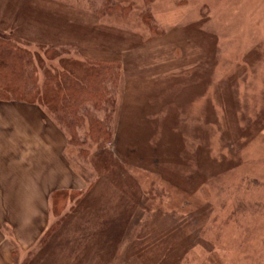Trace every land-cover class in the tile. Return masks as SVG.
Returning a JSON list of instances; mask_svg holds the SVG:
<instances>
[{"label": "rangeland", "instance_id": "rangeland-1", "mask_svg": "<svg viewBox=\"0 0 264 264\" xmlns=\"http://www.w3.org/2000/svg\"><path fill=\"white\" fill-rule=\"evenodd\" d=\"M2 25L121 65L111 142L105 106L78 144L44 107L81 200L20 264H264V0H0Z\"/></svg>", "mask_w": 264, "mask_h": 264}, {"label": "trees", "instance_id": "trees-1", "mask_svg": "<svg viewBox=\"0 0 264 264\" xmlns=\"http://www.w3.org/2000/svg\"><path fill=\"white\" fill-rule=\"evenodd\" d=\"M122 6V5H121ZM108 11L123 9L116 5L107 7ZM6 24L5 22L3 25ZM0 26V101H19L37 105L49 110L56 121L65 128L71 143L83 141L79 128L84 122V108L93 103L104 107V118H93L89 124L87 138L92 142H111L114 135L113 110L116 106L121 65L116 60L79 59L65 57L55 44L41 45V50H31L19 36ZM58 59V65H47ZM41 72L45 74L44 83L40 82ZM87 154V149L82 148ZM80 190L60 188L52 192V210L57 221L42 236L43 244L67 218L65 210L72 203L81 200ZM27 264V263H24Z\"/></svg>", "mask_w": 264, "mask_h": 264}, {"label": "crops", "instance_id": "crops-1", "mask_svg": "<svg viewBox=\"0 0 264 264\" xmlns=\"http://www.w3.org/2000/svg\"><path fill=\"white\" fill-rule=\"evenodd\" d=\"M44 108L0 101V264H20L50 225V194L73 187L66 136Z\"/></svg>", "mask_w": 264, "mask_h": 264}]
</instances>
